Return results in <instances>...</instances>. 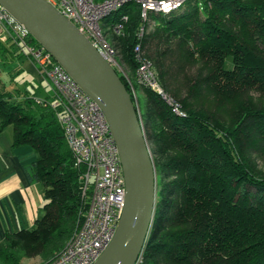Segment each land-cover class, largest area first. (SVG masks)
Segmentation results:
<instances>
[{
  "label": "trees",
  "instance_id": "trees-1",
  "mask_svg": "<svg viewBox=\"0 0 264 264\" xmlns=\"http://www.w3.org/2000/svg\"><path fill=\"white\" fill-rule=\"evenodd\" d=\"M150 14L160 15L159 27L141 38L137 1L123 3L103 19L131 68L137 69L133 50L140 42L170 90L164 59L172 38L191 63L202 66L188 80L185 97L174 92L185 116L148 91L143 118L161 156L155 162L160 191L138 264H264V0H185L176 10ZM0 50L25 57L12 42H0ZM119 75L133 97V88ZM207 94L224 105L241 101L238 117L220 119L200 106ZM34 96L0 83L2 125L13 124L15 144H28L37 153L26 172L44 185L46 198L35 228L9 234L0 243V264H23L27 257L53 260L82 217L85 166L76 165L53 107ZM169 170L181 175L172 182L178 185H172L174 191L164 182Z\"/></svg>",
  "mask_w": 264,
  "mask_h": 264
},
{
  "label": "built area",
  "instance_id": "built-area-1",
  "mask_svg": "<svg viewBox=\"0 0 264 264\" xmlns=\"http://www.w3.org/2000/svg\"><path fill=\"white\" fill-rule=\"evenodd\" d=\"M70 19L102 52L127 81L122 54L116 40L109 39L103 19L129 0H47ZM146 19L151 11L170 12L185 0H135ZM128 20V16H124ZM123 25L115 28L121 33ZM140 28L139 38L143 36ZM35 41L37 43H35ZM0 42H12L17 53L28 57L38 68L48 95L34 96L48 103L58 121L77 166H85L81 175V219L64 250L43 264H94L112 241L126 201V184L118 144L101 106L88 95L71 74L41 45L26 26L0 3ZM138 62V88L155 92L179 115H186L180 104L168 94L158 74L138 42L134 47ZM124 62V61H123ZM124 64V63H123ZM133 97L137 98L135 89Z\"/></svg>",
  "mask_w": 264,
  "mask_h": 264
},
{
  "label": "water",
  "instance_id": "water-1",
  "mask_svg": "<svg viewBox=\"0 0 264 264\" xmlns=\"http://www.w3.org/2000/svg\"><path fill=\"white\" fill-rule=\"evenodd\" d=\"M103 109L126 184L116 233L94 264H138L156 211L157 170L135 101L102 52L47 0H0Z\"/></svg>",
  "mask_w": 264,
  "mask_h": 264
},
{
  "label": "crops",
  "instance_id": "crops-1",
  "mask_svg": "<svg viewBox=\"0 0 264 264\" xmlns=\"http://www.w3.org/2000/svg\"><path fill=\"white\" fill-rule=\"evenodd\" d=\"M0 59L17 61L20 68L26 70L30 82L25 83L23 89L40 97L48 95L36 64L28 57H15L14 54L0 50ZM15 134V126H3L0 119V243L9 234L35 228L37 220L45 213L44 185L31 181L26 172L27 167L36 161L37 153L28 144H15ZM43 262L41 257H27L23 264Z\"/></svg>",
  "mask_w": 264,
  "mask_h": 264
},
{
  "label": "rangeland",
  "instance_id": "rangeland-1",
  "mask_svg": "<svg viewBox=\"0 0 264 264\" xmlns=\"http://www.w3.org/2000/svg\"><path fill=\"white\" fill-rule=\"evenodd\" d=\"M183 4H181V6H179V7H182ZM178 8H175V9L173 8V10H176ZM173 10H171V11H173ZM141 17L143 19V22H142L143 24L141 25V27H143V30H144L143 36L147 35L150 32L152 33L153 31L156 30V28L159 27V21H158V19L160 18L159 14L148 13V15H147L148 18L145 19L142 16V11H141ZM108 37H109V39L114 38L112 31L111 32L109 31ZM35 43H37V42L35 41ZM171 43H172L173 47L170 50V53H168L166 55L167 57L164 60L168 64L169 69H166V70L168 71V73L170 70V74H171L170 80L172 79V81H171L172 84L169 83L170 84V90L166 89L163 85L162 86H163L164 90L168 94H170L172 96V98L176 101L177 98L175 99L174 92L177 91L180 94V98L185 97L187 95V87L189 86L188 80L190 78L194 77L196 74H198V71L202 65L199 63H196V62L191 63L187 59V57H185L186 51L183 48H180V46L177 44L178 40L176 38H172ZM121 64H122V66H125L124 68L122 67V69H124L125 72L128 74V78H129L128 83L137 92V98H136V100L134 98V101H135V104L138 108V113L141 117L142 124H143L144 130H145V135L147 138V142H148V145L150 147V151H151L154 163H155V162L159 161L158 159L161 158V156L158 152L156 153V151L158 150L157 149V143L155 142V140L152 136L151 127L146 125V120H144V118H143V117H145L144 112L146 111L145 109H143V107L146 104L150 103V101H149L150 99L148 96L149 89H145V88L139 89L138 88L136 70H133L131 68V66L123 59V56H122ZM17 70L19 72H17ZM28 81L30 82V76L28 75L26 70H23L22 68H20V65L17 61L8 62V61H4V60L0 59V83L6 84L7 88H9V89H14V88L23 89L25 83H28ZM159 81L161 83L160 78H159ZM160 99L163 100L165 103H167V101H165L164 99H162V98H160ZM177 100L180 102V106H181L182 102L179 100V98ZM221 102L222 101L219 97H212L211 94H207L206 97H202L200 99L199 104H200V106L207 107L209 110L213 111L212 113L217 118L224 119V120L230 119V121L235 120L238 116H234V114L236 112H238V110H239L238 107L241 106V101H238L237 99H235V100H233V104H228V105L220 104ZM195 104L197 107H199L198 102L197 103L195 102ZM168 105H170V104H168ZM182 110L185 113L187 112V110L185 111L183 108H182ZM156 170H157V168H156ZM157 176H158V174H157ZM180 177H181V175H180L179 171L169 170L168 176L164 177V182H165V184H168L169 190L174 191V189H172V187H173L172 185H174V188L178 189V185H175L172 182L179 181ZM160 180L161 179L159 178V182H160ZM158 184L159 183H158V178H157V193L160 191V189L158 190ZM171 203H172V205L174 204V200L172 198H171ZM68 241H69V239L67 240L65 247H66ZM169 264H173V263H169Z\"/></svg>",
  "mask_w": 264,
  "mask_h": 264
},
{
  "label": "clouds",
  "instance_id": "clouds-1",
  "mask_svg": "<svg viewBox=\"0 0 264 264\" xmlns=\"http://www.w3.org/2000/svg\"><path fill=\"white\" fill-rule=\"evenodd\" d=\"M134 99V98H133Z\"/></svg>",
  "mask_w": 264,
  "mask_h": 264
}]
</instances>
